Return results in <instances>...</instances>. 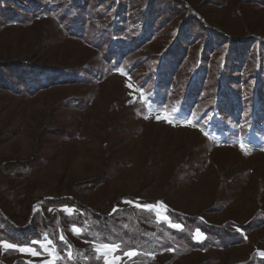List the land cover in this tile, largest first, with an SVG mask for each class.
Masks as SVG:
<instances>
[{
    "label": "rangeland",
    "instance_id": "rangeland-1",
    "mask_svg": "<svg viewBox=\"0 0 264 264\" xmlns=\"http://www.w3.org/2000/svg\"><path fill=\"white\" fill-rule=\"evenodd\" d=\"M10 1L21 13L5 17L0 12V62L59 73L53 79L42 77L38 88L29 91L26 86L20 91L0 86V169L15 160L36 158L38 163L22 177L0 172V241L40 253L0 245V264L53 259L39 244L30 243L43 241L45 235L61 257L55 264H105V259L110 264H264V123L254 126L246 118L253 111L246 95V111L239 117L213 110L211 97L197 98L202 78L187 101V81L180 78L178 89L159 86L151 76L158 59L152 66L150 60L173 45L177 24L141 49L146 66H132L128 59L113 65L88 38L71 36L60 27L53 8L60 0H36L49 1L46 12L32 10L30 0ZM91 1L104 20L114 15L109 0ZM180 1L214 34L264 45L261 0ZM4 6L0 3L3 11ZM132 20L125 32L136 29ZM206 41L191 48L197 59ZM219 45L214 41L215 51L203 67L194 56L189 65L194 78L200 73L209 78L205 85L211 90L217 86L224 53ZM254 84L249 80L245 85ZM97 178L102 181L93 189L80 185ZM66 197L89 209L83 223L77 221L85 212L44 204ZM147 204L165 207L150 211L136 206ZM92 214L111 215L116 225L103 226ZM171 214L196 217L211 235L199 230L205 238H194L197 229L175 222ZM28 229L37 234L19 236ZM220 231L229 234L227 242L212 235ZM101 243L138 254L129 258L117 251L98 259L95 247Z\"/></svg>",
    "mask_w": 264,
    "mask_h": 264
},
{
    "label": "trees",
    "instance_id": "trees-1",
    "mask_svg": "<svg viewBox=\"0 0 264 264\" xmlns=\"http://www.w3.org/2000/svg\"><path fill=\"white\" fill-rule=\"evenodd\" d=\"M64 1H66L65 5ZM109 1L114 15H111L107 21L99 15V7L93 4L91 0H60L56 4L53 3V8L58 16V24L60 27H65L66 34L88 38L90 44L102 53L104 60L113 65L123 63L125 59H128L132 66H146L148 60L147 63L142 61L143 59L139 53L141 49L161 35L168 25L177 24L178 30L173 45L167 48L162 56L155 58L157 56L153 55L150 60L152 66L154 61L158 59L151 76H156L159 86L166 90L172 87L178 89L183 81L184 83L187 81V87L185 88L187 101V98L192 96L193 90L196 91L198 81L202 78V90H200V95L197 98L203 94L205 100L211 97L213 99V110L217 109L220 113L223 110H228L226 111L227 115L234 112L241 117L246 111L242 104V96L245 94L249 107L253 108V111L246 112V118L252 119L254 126L264 123V45L256 46L249 40L234 41L223 32L221 34L215 31L214 34L180 0ZM261 2L264 4V0H261ZM0 3L5 4V11L0 7V12L5 17L20 15L21 11L13 8L10 0H0ZM29 5L34 8L32 10L39 9L46 12L49 1L30 0ZM101 13L105 14L103 11ZM130 18L133 19L132 22L136 25V29L125 32V24L128 23L127 21ZM205 39L207 41L197 59L191 48L200 40ZM214 41L220 43L217 48H224V53L220 58V67L216 78L217 86L211 90L209 84L208 87L205 85L209 78L203 77L202 73L194 78L191 71H189V65L193 62V56L194 61H198V64H201L202 67L203 64H207L210 53L215 51L212 48ZM141 62L143 65H140ZM58 73V71L49 68L31 67V65L14 61L0 62V86L17 91L26 86L27 91H29L33 87L38 88L39 84L43 82L41 81L42 77L53 79V75L57 76ZM66 76H69L71 80L74 78L72 75ZM249 80L255 81L256 85H245ZM244 85L245 91L243 92ZM200 101L198 99V104H200ZM254 117L258 118L257 124L254 123ZM37 164L36 158L26 161L15 160L7 163L5 167L0 169V172H14L17 176L22 177L35 171ZM101 181L100 178H97L82 182L80 185L89 190L95 188ZM44 204L53 208H74L78 213L85 212V215H79L78 224L83 223L84 221H81V219L90 214L86 206L70 197L46 199ZM171 215L175 222L211 235L209 226L199 222L196 217ZM91 218L100 222L103 226L116 225L115 222L111 223L114 221V217L111 215L103 217L92 214ZM139 229L145 234V229L142 227ZM29 234L35 236L37 231H34V229L23 230L19 233V236L27 238ZM144 234L141 236L142 241L144 240ZM215 234L216 238L222 243L228 241L229 234L227 232L220 231L212 235L215 236ZM136 240L139 241L138 238ZM193 246L202 247L203 245L194 243Z\"/></svg>",
    "mask_w": 264,
    "mask_h": 264
},
{
    "label": "snow or ice",
    "instance_id": "snow-or-ice-1",
    "mask_svg": "<svg viewBox=\"0 0 264 264\" xmlns=\"http://www.w3.org/2000/svg\"><path fill=\"white\" fill-rule=\"evenodd\" d=\"M165 118L167 119V117H165ZM168 122L169 123H172V120L171 119H168ZM242 147H243V145H242ZM126 203H133V202L132 201H126ZM136 206L137 207L146 208V209H148L150 211L156 209L157 207H160V208H164L165 207L163 204H160V205L147 204V205H142V206L141 205H136ZM65 211H67L69 214H71V211L70 210L65 209ZM164 219L165 220H168V217L165 216ZM169 223H171V222L169 221ZM171 226L172 227H175V228H180L181 227L178 224H172ZM73 231L76 234H78V235L80 234V229L73 228ZM194 238L199 239V240H202L205 237L203 236L202 233H200L199 229H197ZM59 239L60 240H64V236L61 235L59 237ZM30 243H32V244H39L41 248H44L45 249V251L48 253L49 257H52L53 258V259H50V260H45L44 261V264H55V260L61 259V257L58 255V253L56 251V245L53 243V241L51 239L48 238L47 235L44 236L43 241H41V240H35V241H31ZM0 245H2L4 248L16 249V250L21 251V252L27 251L31 255H40V253L36 252L32 248L20 247V246L14 244V243H8V242L0 241ZM169 250H171V249H169ZM95 251L98 253V256H97L98 259L101 256L106 257L107 253H109V252L115 253L117 251H121V254L122 255L128 256L129 258H131L133 256H136L138 254L135 251L121 250L120 247H119V245L108 244V243H101V244L97 245L95 247ZM71 256H72V253L69 252L68 253V258L70 259ZM105 264H110V262L107 261V259H105ZM113 264H114V262H113Z\"/></svg>",
    "mask_w": 264,
    "mask_h": 264
}]
</instances>
